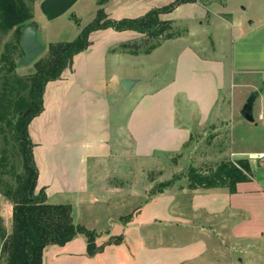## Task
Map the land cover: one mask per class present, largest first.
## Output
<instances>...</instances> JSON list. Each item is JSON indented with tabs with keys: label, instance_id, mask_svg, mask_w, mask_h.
Listing matches in <instances>:
<instances>
[{
	"label": "crops",
	"instance_id": "crops-1",
	"mask_svg": "<svg viewBox=\"0 0 264 264\" xmlns=\"http://www.w3.org/2000/svg\"><path fill=\"white\" fill-rule=\"evenodd\" d=\"M228 1L219 4L222 11L215 21L209 17L214 15L211 0L185 4L161 15L163 21L179 26L181 16L188 13L198 26L195 39L186 27L184 34L162 42L150 54L121 50L127 41L143 34L96 31L89 49L74 58L60 80L48 84L45 109L29 127L39 169L38 190L44 188L51 203L55 198L59 201L55 204L72 203L76 222L96 230L99 237L125 240L89 257L87 239L79 235L66 246L48 247L43 264H231L233 253L238 262L245 260L239 255L243 245L247 264H264L262 180L240 183L234 194L224 188H184L181 194L168 190L146 202L126 224L109 216L104 223L98 219L105 226L98 229L101 223L87 225L81 220L82 204L89 209L95 203L93 179L100 165L121 157L129 143L141 160L157 152L180 151L197 131L227 128L229 118L242 112L246 99L257 92L253 115L255 123L263 122L264 127V18L236 21ZM163 5L153 4L135 15L113 14V18H137ZM224 31L227 42L221 38ZM203 36L207 40L201 41ZM218 41L222 45L218 50L227 53L216 54ZM167 46L178 49L169 56L174 76L162 86L151 87L156 75L143 70L144 61ZM129 64L138 67L136 74L127 70ZM125 79L136 81L131 92L122 86ZM139 84L142 89L128 109L121 98ZM257 153L233 152L238 160ZM103 240L97 244L101 246Z\"/></svg>",
	"mask_w": 264,
	"mask_h": 264
},
{
	"label": "trees",
	"instance_id": "trees-1",
	"mask_svg": "<svg viewBox=\"0 0 264 264\" xmlns=\"http://www.w3.org/2000/svg\"><path fill=\"white\" fill-rule=\"evenodd\" d=\"M197 1L175 0L135 19H110L104 10H99L95 19L81 30L74 41L50 44L47 53L33 63L36 72L21 76L17 73L18 60L14 56L18 52L24 56L20 46L22 28L35 22L37 0H0V44L3 36L13 32L12 40L5 44L4 50L0 49V196L13 207L9 232L0 218V259L4 264H43L48 247L66 246L79 235L87 239L89 257L104 251L105 246L97 244L98 233L76 222L72 203H51L46 190H38L39 169L30 124L45 109L44 95L48 84L60 80L64 71L72 66L74 58L89 49L92 33L107 29L135 31L144 35L143 46L125 43L121 50L150 54L163 41L181 36L172 30V22L163 21L161 15ZM75 21L80 26V20L77 18ZM186 177L188 189L224 188L234 194L238 184L253 181L256 172L248 159L224 160L205 172L190 167ZM180 178L160 181L153 195L172 189ZM131 217H122L121 221L126 224ZM122 242L123 237H116L107 245H120Z\"/></svg>",
	"mask_w": 264,
	"mask_h": 264
},
{
	"label": "rangeland",
	"instance_id": "rangeland-1",
	"mask_svg": "<svg viewBox=\"0 0 264 264\" xmlns=\"http://www.w3.org/2000/svg\"><path fill=\"white\" fill-rule=\"evenodd\" d=\"M43 1L44 0H37L34 7L36 14L34 21L38 26L39 40L46 47L42 56L47 53L48 47L52 43L74 41L79 36L81 30L95 19L99 10H104L106 14L109 15L110 19H115L113 18V14L118 16L125 14L135 15L145 12V8L151 7L153 4L164 3V7L173 3L175 0H172L170 3V0H78L68 13L53 21L47 20L43 15L40 9V5ZM141 1H143V3L140 4L139 7H136ZM199 1L200 0L197 2ZM211 1L212 5H210V9L214 15L210 14L209 17H212V21H215V15L222 11L221 5L219 4L226 0H217V2L213 0ZM227 3L229 10L234 15L236 21L242 20L243 23L246 21L249 23L253 20L260 21L264 18V0H229ZM77 18L80 20V26H78L75 21ZM178 24L179 26L175 24L173 25L172 23V30L181 33L182 35L187 27L192 31L191 36L193 38L191 37V39L193 41L196 33L194 29L196 27L198 28L194 18H192V16L188 18V13H186L183 17L181 16ZM213 36L215 35L213 34ZM227 36L228 33L224 31L223 36L221 37L223 41H228ZM12 38L13 32L3 36L0 49L4 50L5 44L10 42ZM144 38L145 37L141 36L137 39H130L127 43H137L142 47V39ZM191 39H189V42H192ZM204 40H207V38L203 36L201 41ZM152 42L153 41H151V43ZM220 46L222 45L220 41H218L216 54L222 55V53H227V50H218L220 49ZM176 47L177 46H175V48L174 46H167L158 52L153 58H148V61H144L143 70L147 71L149 74L153 73L156 75V79L152 83H149V86H162L172 80L175 66L169 56L177 52L178 49H176ZM212 52L211 49L207 51L209 54ZM22 57L23 55L20 52L16 53L14 56L16 60H19ZM140 69H142V67H140ZM127 70L136 74L135 72L138 70V67L129 64ZM35 72L36 69L34 64L26 67H18L17 69V73L21 76L33 75ZM142 86V84H139L132 94H124L125 96L121 98V103L126 104L127 108L128 106L130 108L137 100L138 92L142 89ZM251 95L252 94L249 95V98ZM249 98H247L246 101ZM118 99L120 100V98ZM242 104L243 101L240 103V106ZM128 115L129 113L125 114L123 117H127ZM255 118L257 117L255 116ZM226 123L227 128L222 130L207 129L197 131L193 140H191L190 143L180 151L171 153L157 152L150 159L141 160L136 158L132 150V145L129 143L126 148L127 152H122L121 157L116 158L107 165H100V169L97 173L98 175L93 179V185L96 192L91 196L95 203H93L92 207L89 209H86L87 204H82L84 210L82 217H80L83 224L88 225L93 224V222L104 223V218L109 216L113 217L114 220L129 215H132L133 217L137 210L146 202L153 197L160 195H153V191L157 188L156 186L160 181H170L174 178L181 177L176 180L174 187L170 189L176 194H181L184 188L188 189L187 185L189 180L187 179L186 174L190 167H195L205 172L210 168L216 167L224 160L232 162L238 161L233 152L242 150L258 152L257 154L264 152L263 122L249 123L243 118L241 111L239 110L235 112L233 119L230 117ZM256 157L257 156L254 155L252 158L248 159L256 172L254 180L258 177H264V161L259 163L255 160ZM259 164H261L260 167ZM261 182L264 184V179H262ZM110 188L112 189L111 191L109 190ZM116 188L118 190H114ZM168 190L169 189L165 192ZM52 202L55 203L59 201L55 198ZM12 211V205L4 197L0 196V218L2 219V224L5 230L8 232L12 227ZM98 219L103 220H100L101 222H99ZM102 223L97 226L98 229L103 228L104 224ZM99 236L98 239H108L106 242L103 240V243L101 244V246H105V248L109 246L107 244L112 238H116ZM124 240L125 237H123L122 244L124 243ZM244 248L246 250V245L242 246L239 255L240 260H242V258H245V260L243 259L241 262H238L236 260V255L233 253L231 264H247ZM0 264H4L3 259H0Z\"/></svg>",
	"mask_w": 264,
	"mask_h": 264
},
{
	"label": "water",
	"instance_id": "water-1",
	"mask_svg": "<svg viewBox=\"0 0 264 264\" xmlns=\"http://www.w3.org/2000/svg\"><path fill=\"white\" fill-rule=\"evenodd\" d=\"M77 2L78 0H44L40 9L47 20L53 21L68 13ZM20 46L24 56L18 60V67L32 65L45 52L46 47L39 40L38 26L35 22L28 23L22 28ZM135 84L136 81L132 79L122 81V86L127 92H131ZM258 95V92L253 93L241 112L243 118L249 123H255L253 109ZM262 179L264 177L257 178L258 181ZM1 250L2 247L0 246V252Z\"/></svg>",
	"mask_w": 264,
	"mask_h": 264
},
{
	"label": "built area",
	"instance_id": "built-area-1",
	"mask_svg": "<svg viewBox=\"0 0 264 264\" xmlns=\"http://www.w3.org/2000/svg\"><path fill=\"white\" fill-rule=\"evenodd\" d=\"M255 160L258 161L259 163L261 161H264V152L263 153H259Z\"/></svg>",
	"mask_w": 264,
	"mask_h": 264
}]
</instances>
